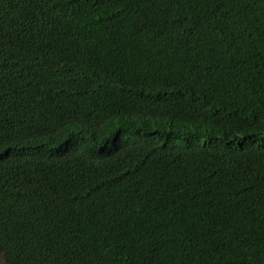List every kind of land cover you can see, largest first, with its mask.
Returning <instances> with one entry per match:
<instances>
[{
  "label": "trees",
  "instance_id": "1",
  "mask_svg": "<svg viewBox=\"0 0 264 264\" xmlns=\"http://www.w3.org/2000/svg\"><path fill=\"white\" fill-rule=\"evenodd\" d=\"M2 264H264V0H0Z\"/></svg>",
  "mask_w": 264,
  "mask_h": 264
},
{
  "label": "rangeland",
  "instance_id": "2",
  "mask_svg": "<svg viewBox=\"0 0 264 264\" xmlns=\"http://www.w3.org/2000/svg\"><path fill=\"white\" fill-rule=\"evenodd\" d=\"M0 264H2V263L0 262Z\"/></svg>",
  "mask_w": 264,
  "mask_h": 264
}]
</instances>
